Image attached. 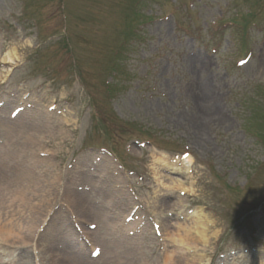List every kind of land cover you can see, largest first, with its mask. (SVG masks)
<instances>
[{"label":"rangeland","instance_id":"rangeland-1","mask_svg":"<svg viewBox=\"0 0 264 264\" xmlns=\"http://www.w3.org/2000/svg\"><path fill=\"white\" fill-rule=\"evenodd\" d=\"M133 1L0 0V149L43 151L0 264H264V0Z\"/></svg>","mask_w":264,"mask_h":264},{"label":"bare ground","instance_id":"bare-ground-1","mask_svg":"<svg viewBox=\"0 0 264 264\" xmlns=\"http://www.w3.org/2000/svg\"><path fill=\"white\" fill-rule=\"evenodd\" d=\"M5 63H12L11 54L7 53L2 58ZM8 132L4 133V137L10 136H23L24 133L19 134V131H13L11 135ZM31 134H25V143L7 141L8 150L2 152L0 149V157L7 156L13 165V172L5 179L0 178V205L4 207L5 200L9 198L8 206L15 208V214H9V219L3 223L0 220V246H5L7 243L10 246L33 247V239L37 225H33L34 210H35V197H36V183H37V170L35 165L36 156L40 157L43 151H37V144ZM39 139V138H38ZM8 140H10L8 138ZM16 162V164H14ZM1 166L4 164L0 158ZM2 176V175H1ZM28 214L31 225H21L22 213ZM85 235L88 234L87 230H83ZM14 240V241H13ZM194 258L179 257L180 262L186 264H195ZM178 261V262H179ZM1 262V261H0ZM172 263L176 264L175 260L172 261L169 257H163V264ZM70 264H76L71 262Z\"/></svg>","mask_w":264,"mask_h":264},{"label":"trees","instance_id":"trees-1","mask_svg":"<svg viewBox=\"0 0 264 264\" xmlns=\"http://www.w3.org/2000/svg\"><path fill=\"white\" fill-rule=\"evenodd\" d=\"M134 3L136 4V3H137V0H134ZM135 4H134V7H135ZM134 7H132V10H133ZM133 13H134L135 17L132 18V22L135 21V20L137 19V15H138V14H136V12H133ZM128 24H129V21H128ZM131 25H132V24L128 25V27H130ZM128 32H129V35H130V36L133 35V31H132V30H130V31H128Z\"/></svg>","mask_w":264,"mask_h":264}]
</instances>
